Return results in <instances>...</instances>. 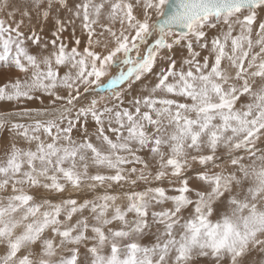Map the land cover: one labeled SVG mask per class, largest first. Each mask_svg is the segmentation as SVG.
I'll use <instances>...</instances> for the list:
<instances>
[{
    "label": "snow or ice",
    "instance_id": "6c2138e0",
    "mask_svg": "<svg viewBox=\"0 0 264 264\" xmlns=\"http://www.w3.org/2000/svg\"><path fill=\"white\" fill-rule=\"evenodd\" d=\"M0 264H264V0H0Z\"/></svg>",
    "mask_w": 264,
    "mask_h": 264
},
{
    "label": "bare ground",
    "instance_id": "6f19581e",
    "mask_svg": "<svg viewBox=\"0 0 264 264\" xmlns=\"http://www.w3.org/2000/svg\"><path fill=\"white\" fill-rule=\"evenodd\" d=\"M13 73L11 71H5L4 69L0 68V82H3V80L6 78V76L12 75ZM7 136V133L4 131H0V138H3Z\"/></svg>",
    "mask_w": 264,
    "mask_h": 264
}]
</instances>
